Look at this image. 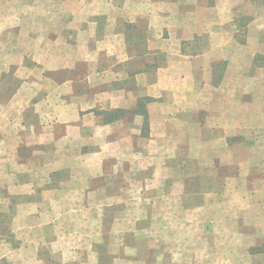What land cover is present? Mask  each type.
Segmentation results:
<instances>
[{
	"label": "crops",
	"instance_id": "crops-1",
	"mask_svg": "<svg viewBox=\"0 0 264 264\" xmlns=\"http://www.w3.org/2000/svg\"><path fill=\"white\" fill-rule=\"evenodd\" d=\"M0 189L37 264H264V0H0Z\"/></svg>",
	"mask_w": 264,
	"mask_h": 264
},
{
	"label": "rangeland",
	"instance_id": "rangeland-1",
	"mask_svg": "<svg viewBox=\"0 0 264 264\" xmlns=\"http://www.w3.org/2000/svg\"><path fill=\"white\" fill-rule=\"evenodd\" d=\"M13 69L14 70L9 73L10 79L17 78V76L15 75L16 67L14 66ZM16 86L17 84L10 86L9 90H15ZM3 195V190L0 189V264H37L35 261L37 254L36 246L28 247L27 251L23 252L16 250V248L18 247L17 241L19 236L15 233H12L11 226L13 222L11 221L10 216H6L2 212L5 206ZM47 252L50 253L49 248L44 247V254L47 255ZM20 258H23L25 261L19 260ZM52 263L55 264L54 262Z\"/></svg>",
	"mask_w": 264,
	"mask_h": 264
}]
</instances>
